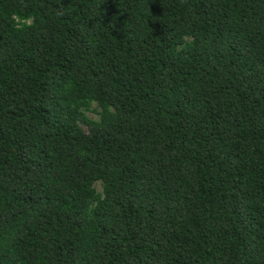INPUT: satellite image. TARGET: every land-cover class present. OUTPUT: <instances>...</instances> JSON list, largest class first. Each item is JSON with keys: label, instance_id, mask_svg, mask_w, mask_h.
<instances>
[{"label": "trees", "instance_id": "16d2710c", "mask_svg": "<svg viewBox=\"0 0 264 264\" xmlns=\"http://www.w3.org/2000/svg\"><path fill=\"white\" fill-rule=\"evenodd\" d=\"M16 11L0 264H264V0H25L22 34Z\"/></svg>", "mask_w": 264, "mask_h": 264}, {"label": "clouds", "instance_id": "9594fccd", "mask_svg": "<svg viewBox=\"0 0 264 264\" xmlns=\"http://www.w3.org/2000/svg\"><path fill=\"white\" fill-rule=\"evenodd\" d=\"M18 3L21 11L12 12L9 16V23L13 31L22 34L38 28V18L31 13L23 12L25 0H18ZM191 39V36L187 34L182 36L181 43L176 46L175 51L182 53L185 50V45L189 44Z\"/></svg>", "mask_w": 264, "mask_h": 264}, {"label": "rangeland", "instance_id": "374dc122", "mask_svg": "<svg viewBox=\"0 0 264 264\" xmlns=\"http://www.w3.org/2000/svg\"><path fill=\"white\" fill-rule=\"evenodd\" d=\"M89 116L91 117V118H96V114H94V113H89Z\"/></svg>", "mask_w": 264, "mask_h": 264}]
</instances>
